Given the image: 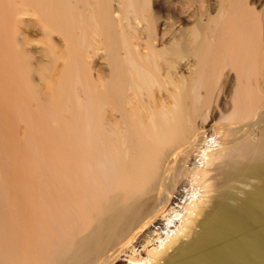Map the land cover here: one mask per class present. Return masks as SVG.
<instances>
[{
    "label": "bare ground",
    "instance_id": "obj_1",
    "mask_svg": "<svg viewBox=\"0 0 264 264\" xmlns=\"http://www.w3.org/2000/svg\"><path fill=\"white\" fill-rule=\"evenodd\" d=\"M204 2L0 0V264H264V0Z\"/></svg>",
    "mask_w": 264,
    "mask_h": 264
},
{
    "label": "rangeland",
    "instance_id": "obj_2",
    "mask_svg": "<svg viewBox=\"0 0 264 264\" xmlns=\"http://www.w3.org/2000/svg\"><path fill=\"white\" fill-rule=\"evenodd\" d=\"M203 1H206L204 3L207 5L208 0ZM112 2H115V0H112ZM186 2L187 0H149V5L140 13L132 9H123L122 19L124 23L126 22L125 18L132 20L134 23H141L142 20V22H147L158 17L174 21L179 19L182 6ZM91 38L100 47V37L94 34ZM17 39L19 50L32 69V78L43 95L47 92L49 84L53 82L60 65L59 51L62 48L63 40L57 34H53L51 40L45 34H42L41 18L32 10L22 17V21L17 27ZM140 248H136L137 252L143 251ZM142 253L143 258L146 259L147 253ZM128 257H123L122 261L120 260L116 264H129Z\"/></svg>",
    "mask_w": 264,
    "mask_h": 264
}]
</instances>
